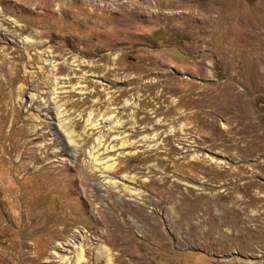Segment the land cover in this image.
Returning a JSON list of instances; mask_svg holds the SVG:
<instances>
[{"label": "rangeland", "instance_id": "obj_1", "mask_svg": "<svg viewBox=\"0 0 264 264\" xmlns=\"http://www.w3.org/2000/svg\"><path fill=\"white\" fill-rule=\"evenodd\" d=\"M126 1L0 0V264H264V0Z\"/></svg>", "mask_w": 264, "mask_h": 264}, {"label": "built area", "instance_id": "obj_2", "mask_svg": "<svg viewBox=\"0 0 264 264\" xmlns=\"http://www.w3.org/2000/svg\"><path fill=\"white\" fill-rule=\"evenodd\" d=\"M92 1L96 5H100V6L104 7L109 12H113L112 10L114 8H124V7H127L128 9L132 8L131 6H129V4L127 3L126 0H119V4L117 6H114V4L112 3L113 0H92ZM128 9H126V10H128Z\"/></svg>", "mask_w": 264, "mask_h": 264}, {"label": "bare ground", "instance_id": "obj_3", "mask_svg": "<svg viewBox=\"0 0 264 264\" xmlns=\"http://www.w3.org/2000/svg\"><path fill=\"white\" fill-rule=\"evenodd\" d=\"M89 118H88V120H89ZM68 142H70L71 144L74 143L73 140L70 137L68 138ZM72 150H74V148ZM94 161H96V159ZM109 167H111V165H109ZM73 250H74V253H75L74 255L76 256V264H80V262L83 261V249L80 247V245H78L77 247H74ZM67 261H68V259H66V258L65 259H61V263H66Z\"/></svg>", "mask_w": 264, "mask_h": 264}]
</instances>
